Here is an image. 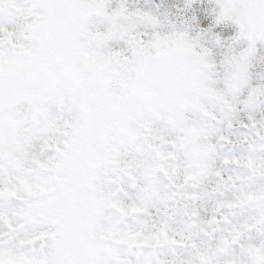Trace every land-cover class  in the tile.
I'll use <instances>...</instances> for the list:
<instances>
[{"label": "snow or ice", "instance_id": "6c2138e0", "mask_svg": "<svg viewBox=\"0 0 264 264\" xmlns=\"http://www.w3.org/2000/svg\"><path fill=\"white\" fill-rule=\"evenodd\" d=\"M0 264H264V0H0Z\"/></svg>", "mask_w": 264, "mask_h": 264}]
</instances>
